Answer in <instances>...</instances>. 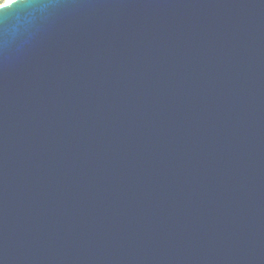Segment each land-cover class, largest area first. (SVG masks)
Listing matches in <instances>:
<instances>
[{"label":"water","instance_id":"95a60500","mask_svg":"<svg viewBox=\"0 0 264 264\" xmlns=\"http://www.w3.org/2000/svg\"><path fill=\"white\" fill-rule=\"evenodd\" d=\"M15 5L0 264H264V0Z\"/></svg>","mask_w":264,"mask_h":264},{"label":"clouds","instance_id":"9594fccd","mask_svg":"<svg viewBox=\"0 0 264 264\" xmlns=\"http://www.w3.org/2000/svg\"><path fill=\"white\" fill-rule=\"evenodd\" d=\"M17 7H19V5H15L14 7H9L8 9H0V13H11L15 11Z\"/></svg>","mask_w":264,"mask_h":264},{"label":"rangeland","instance_id":"374dc122","mask_svg":"<svg viewBox=\"0 0 264 264\" xmlns=\"http://www.w3.org/2000/svg\"><path fill=\"white\" fill-rule=\"evenodd\" d=\"M7 1H9V0H0V5L4 4Z\"/></svg>","mask_w":264,"mask_h":264},{"label":"snow or ice","instance_id":"6c2138e0","mask_svg":"<svg viewBox=\"0 0 264 264\" xmlns=\"http://www.w3.org/2000/svg\"><path fill=\"white\" fill-rule=\"evenodd\" d=\"M14 3L19 2V0H13ZM11 6V3L8 5Z\"/></svg>","mask_w":264,"mask_h":264}]
</instances>
